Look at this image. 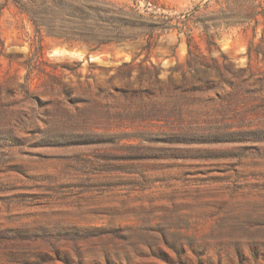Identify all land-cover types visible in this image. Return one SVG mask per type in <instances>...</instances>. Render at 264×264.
<instances>
[{
  "label": "rangeland",
  "instance_id": "1",
  "mask_svg": "<svg viewBox=\"0 0 264 264\" xmlns=\"http://www.w3.org/2000/svg\"><path fill=\"white\" fill-rule=\"evenodd\" d=\"M0 264H264V0H0Z\"/></svg>",
  "mask_w": 264,
  "mask_h": 264
},
{
  "label": "trees",
  "instance_id": "2",
  "mask_svg": "<svg viewBox=\"0 0 264 264\" xmlns=\"http://www.w3.org/2000/svg\"><path fill=\"white\" fill-rule=\"evenodd\" d=\"M21 13H23L22 9H20Z\"/></svg>",
  "mask_w": 264,
  "mask_h": 264
}]
</instances>
